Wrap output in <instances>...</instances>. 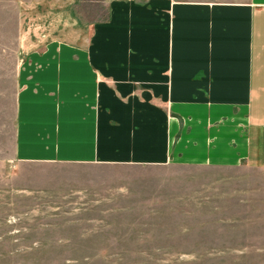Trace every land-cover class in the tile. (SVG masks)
<instances>
[{"label": "crops", "instance_id": "crops-1", "mask_svg": "<svg viewBox=\"0 0 264 264\" xmlns=\"http://www.w3.org/2000/svg\"><path fill=\"white\" fill-rule=\"evenodd\" d=\"M57 26L17 67V162L264 171V0H109L79 42Z\"/></svg>", "mask_w": 264, "mask_h": 264}, {"label": "rangeland", "instance_id": "rangeland-1", "mask_svg": "<svg viewBox=\"0 0 264 264\" xmlns=\"http://www.w3.org/2000/svg\"><path fill=\"white\" fill-rule=\"evenodd\" d=\"M108 1L0 0V264H264V171L14 158L22 56L57 25L79 42Z\"/></svg>", "mask_w": 264, "mask_h": 264}]
</instances>
